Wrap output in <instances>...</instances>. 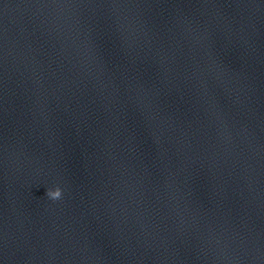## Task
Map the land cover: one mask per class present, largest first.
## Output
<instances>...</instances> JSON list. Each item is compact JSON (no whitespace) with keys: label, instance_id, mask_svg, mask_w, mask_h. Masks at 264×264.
<instances>
[{"label":"water","instance_id":"95a60500","mask_svg":"<svg viewBox=\"0 0 264 264\" xmlns=\"http://www.w3.org/2000/svg\"><path fill=\"white\" fill-rule=\"evenodd\" d=\"M0 264H264V0H0Z\"/></svg>","mask_w":264,"mask_h":264},{"label":"clouds","instance_id":"9594fccd","mask_svg":"<svg viewBox=\"0 0 264 264\" xmlns=\"http://www.w3.org/2000/svg\"><path fill=\"white\" fill-rule=\"evenodd\" d=\"M52 199H59L62 195L61 191L57 189L56 191H50L47 193Z\"/></svg>","mask_w":264,"mask_h":264}]
</instances>
